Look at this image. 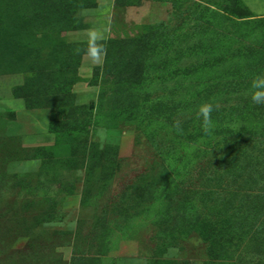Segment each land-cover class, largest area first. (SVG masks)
<instances>
[{
	"label": "rangeland",
	"instance_id": "obj_1",
	"mask_svg": "<svg viewBox=\"0 0 264 264\" xmlns=\"http://www.w3.org/2000/svg\"><path fill=\"white\" fill-rule=\"evenodd\" d=\"M3 74L35 93L31 107L17 95V110L0 104V264H253L264 253V213L236 228L212 221L237 188L222 174L242 126L260 125L264 145V104L250 98L264 77V0H0ZM75 106L89 125L62 135L78 139L72 152L49 126ZM177 157L189 162L163 186ZM183 200L232 238V258L182 231Z\"/></svg>",
	"mask_w": 264,
	"mask_h": 264
},
{
	"label": "trees",
	"instance_id": "obj_2",
	"mask_svg": "<svg viewBox=\"0 0 264 264\" xmlns=\"http://www.w3.org/2000/svg\"><path fill=\"white\" fill-rule=\"evenodd\" d=\"M245 23L250 22H261L260 21H249ZM244 22H242L243 24ZM136 53V56H140V53ZM132 60L127 61V64H133L135 63V57L131 58ZM109 64H106V67H108ZM19 87V86H18ZM17 88H14L13 92L15 95L19 96L20 98H24V100L27 103L28 107H31L29 104L30 97H32L35 93V90H19ZM18 89V90H17ZM43 106L49 107L50 104H45ZM76 106L69 111V113L66 114L65 117H61L58 119H55L51 122L49 129L50 132L56 134V141L55 144L60 143L64 141L65 139L72 144L71 149L73 152V149L75 146H73V143L77 141L78 139L76 137L74 138H63V134L66 132L72 131L74 128H78V131L85 129L89 125V122H81L77 117V111ZM258 124H244L241 129L246 130V134H248V137L245 138L244 143L241 145L239 150V157H237L234 161H232V164L229 166V168H226V171L223 175V177L231 176V180H233L232 185L237 186L234 190L230 192L229 199L226 202L225 207H219L220 204L215 207V217L217 218L215 220H212V217H205L201 218L197 216V204H193L192 202L188 200H183L182 206H181V215L178 216L179 223L177 225H181L183 228V232L190 230V229H196L200 235L202 236L203 240L206 242H209L211 244L216 245L215 243H220L217 250V255H219L220 259H230L233 257L234 252L236 248L235 244L232 242V238H229V236H226L223 234L221 236V232L217 231V225L216 223L212 221H216L218 219L226 218L227 221L232 222V227L236 228L238 225V221H242L244 223H247L249 219H259L260 216L264 213V208L262 207V203H264V145L261 144V141L258 140L260 137L259 127ZM234 130V129H233ZM244 132V131H243ZM264 132V131H263ZM237 135L241 134L240 132H236ZM263 138H264V133ZM242 135V134H241ZM258 137V138H257ZM262 139V138H261ZM259 142V143H258ZM20 145V143H18ZM211 145V144H210ZM40 149H43V147H40ZM189 158V156H188ZM192 158V157H190ZM15 159H19L18 157ZM14 159V160H15ZM13 159H10L8 162H11ZM173 161H169L168 163L163 164V169L166 171V175L164 176V184L168 180V177L171 175L173 176L177 174L176 176H180V171L182 168H184L188 162L186 161L183 163V165L179 164L181 161V157L172 158ZM189 160V159H188ZM8 162L5 161V165L9 166ZM7 163V164H6ZM208 163L210 165L215 164V160L213 158H209ZM222 165L215 166V169L224 167L223 163ZM173 169L172 173L169 174L168 169ZM173 174V175H172ZM224 178H222L223 180ZM221 185V184H220ZM224 190H229L226 187ZM224 205V204H223ZM232 211L233 214L229 215L228 213ZM246 214V216H243V214ZM198 218H197V217ZM232 218L234 220H232ZM196 219V220H195ZM210 222V223H208ZM262 227L264 228V220L261 221ZM256 225V224H254ZM230 229V228H229ZM232 230V229H230ZM233 235V234H232ZM235 238V236H233ZM253 261V264H264V253L260 254L258 259L256 260H249L248 262ZM238 263V261H236ZM159 264H184L183 262H180L176 259H164L159 262ZM235 264V263H234Z\"/></svg>",
	"mask_w": 264,
	"mask_h": 264
},
{
	"label": "crops",
	"instance_id": "obj_3",
	"mask_svg": "<svg viewBox=\"0 0 264 264\" xmlns=\"http://www.w3.org/2000/svg\"><path fill=\"white\" fill-rule=\"evenodd\" d=\"M18 84H19V75L18 74L0 75V104L5 106L6 109L17 110V109H15L14 104H17L19 97H17L14 94L13 90H14V87L17 86ZM16 115H18V113ZM17 120H18V118H16V117L10 119V121L8 123V127H9L8 131H10V128H12V130H13L14 122ZM50 133H52V132H50ZM10 134L13 135V132L10 131ZM18 134H20V133H18ZM49 137H53V136L49 135ZM23 141L25 143V146L27 147L28 146V140L26 141L25 139H23ZM55 141H56V138H55ZM18 165H19L18 162L13 161L10 163L9 168L12 170L17 169Z\"/></svg>",
	"mask_w": 264,
	"mask_h": 264
},
{
	"label": "clouds",
	"instance_id": "obj_4",
	"mask_svg": "<svg viewBox=\"0 0 264 264\" xmlns=\"http://www.w3.org/2000/svg\"><path fill=\"white\" fill-rule=\"evenodd\" d=\"M101 50H93L91 55L94 59L99 58V52ZM250 98L255 104H264V77H257L253 80L251 86ZM214 111L212 104H205L200 108V115L203 117L205 130L208 131L213 127V122L211 119V114Z\"/></svg>",
	"mask_w": 264,
	"mask_h": 264
}]
</instances>
